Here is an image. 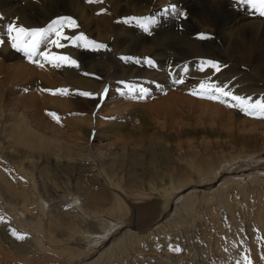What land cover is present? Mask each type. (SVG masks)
<instances>
[{
  "label": "rangeland",
  "instance_id": "rangeland-1",
  "mask_svg": "<svg viewBox=\"0 0 264 264\" xmlns=\"http://www.w3.org/2000/svg\"><path fill=\"white\" fill-rule=\"evenodd\" d=\"M45 3L47 8H56L54 1ZM82 3L91 15L89 27L70 13L39 19L37 11L45 13V7L29 6L40 28L71 17L77 26L66 25L62 33L87 37V41L63 39L62 47L45 41L39 51L52 63L42 58L30 61L11 47L4 31L8 48H0V84L9 74L18 79L11 94L0 96V261H4L0 264H51L53 260L67 264L66 256L51 241L82 253L84 236L113 225L107 253L102 250L101 258L79 257L72 264H264V177L252 183L230 181L244 178L246 167H239L248 165L246 156L251 161L264 160V118L230 106L233 101L221 102L223 97L206 98L209 83L225 85L234 94L253 100L264 98V77L245 80L243 74L249 70L226 57L207 59L218 62V72L203 65L211 70L209 76L204 71L192 76L194 70L185 63L176 72L168 54L171 59L161 68L168 83L160 81L150 87L132 76L135 71L160 70L150 56L127 58L126 52L114 56L109 44L114 33L107 40L94 33L103 28V21L133 28L138 24L132 19L136 17L111 16L112 5L106 0ZM157 13L147 18L157 20L161 16ZM181 13L187 21L188 12ZM257 15L255 19L264 21V16ZM128 19L131 22H125ZM12 23L19 26V18ZM178 31L183 32L180 27ZM98 44L105 47L97 48ZM59 56L70 57L76 65L57 60ZM108 56L114 60L103 80L97 76L96 64ZM20 65L36 69L42 78L24 74ZM118 65L124 70L123 78L114 74ZM237 71L243 72L240 77ZM180 72L185 73L183 78ZM66 75H73L75 83L81 79L82 87L71 85ZM94 78H98L95 84L103 83L102 88L84 90L90 87L83 82L93 84ZM202 82H207L205 90L199 88ZM140 88L147 89L143 98H137ZM29 93L37 98L34 105L25 99ZM153 107L168 108L169 113L155 116ZM20 113L27 118V132L14 120ZM18 135L23 140L17 142ZM228 163L230 169L220 170L214 180L198 183ZM117 203L121 211L115 210ZM148 205L155 206V214L142 225L139 219ZM37 239L43 241L44 249Z\"/></svg>",
  "mask_w": 264,
  "mask_h": 264
},
{
  "label": "bare ground",
  "instance_id": "bare-ground-1",
  "mask_svg": "<svg viewBox=\"0 0 264 264\" xmlns=\"http://www.w3.org/2000/svg\"><path fill=\"white\" fill-rule=\"evenodd\" d=\"M46 1L33 0L32 2L29 3L27 0H0V38L5 40L4 38L5 37L4 31L6 29L5 25L8 21L12 23V19L15 20L19 18V26H23L25 28H40L39 26L41 25V23L39 22L40 24H37L36 21L33 19L35 17V14L31 13L33 10L30 12L29 6H32L33 8L37 7V9L39 5L45 7L47 14L46 12L38 14L37 11V15H39V19L41 17L46 16L44 18H48L51 20L54 17L65 15V13H70L71 15L76 16L81 20H84L85 23L90 19L91 15L89 14V11L85 7V4L82 3V0H50V1H54L56 8L54 7L47 8L45 3ZM106 1L110 2L112 5L110 6V8L112 7L113 9L110 13L111 16L114 15L122 16V17L135 16L137 18L136 20H138L139 18H147L148 16H154L157 12H160L159 14L161 16L157 18V20H155V23L148 25L149 27L148 32L144 31L141 23H138L137 25L135 23V26H133V28L131 27L124 28L121 25L113 26L115 24H113V22L108 23V21L102 22L103 23L102 29L99 30L94 29V33L96 34V37L99 39L101 38L100 40L102 39L107 40L109 35L111 33H114V39H112L111 42L109 43L111 44V47L115 51V53L113 52L114 56L118 54L122 55L124 52H126V54H128L126 55L127 58H129L130 56L136 59H140L141 57L143 58L146 55V56H150L152 62L158 64L160 68L157 66L156 67L159 68L160 70L156 73H154V71L152 73L151 71L147 72L145 70L133 72L132 76H136L140 80H143L144 83H146L148 86L150 85V87L156 86L155 84L156 82L159 83L160 81H165V82L169 81L167 80L168 77L162 75L163 70H161V68L166 67V64L169 61V59H171L170 58L171 56L173 59L170 61V63H173L172 68H174L176 72L179 71L182 64L185 63L191 72L194 70V72L191 73L192 76H195V74L198 75L201 72V70L199 71V69L201 68V64H199L200 62L206 61L210 57H215L216 59L218 58V60L221 59L222 57H224L225 59L226 57L227 59L235 63V65L238 66L243 65L249 70L248 73L243 74L245 80L247 79L250 81L252 80L255 81L256 77L259 76L264 77V21L263 20L259 21L254 18V16L255 17L258 16L257 15L259 13L258 10L254 11L251 7L249 8L248 6L245 5H241L243 6V8L237 7L238 3L236 2V0H208V1L200 0L199 3H196L198 2V0H106ZM171 5H174L179 12L186 10L188 12L187 13L189 17L188 20L186 21L185 15L177 16L174 13L165 14L163 12V9L168 8ZM248 16H251V18H249ZM189 20H192L191 21L192 23H190ZM178 22L181 23L182 26L179 25ZM46 24L47 21L45 20V23L42 24V27H44ZM86 25L87 27H89L88 22L86 23ZM179 27L180 29L183 30V32L181 31L177 32ZM199 30L200 33L207 34L209 38L202 40L195 39L199 33L198 32ZM184 35H187L188 37ZM215 39L217 41H215ZM7 43L8 42L5 40V44L3 46H0V48L3 49L8 48ZM199 43L201 44L202 47L199 45ZM168 54H172V55L169 57ZM116 58L119 60V57ZM113 60L114 59H112L111 56H108L107 60L104 61L101 60L97 62L96 68L97 70H99L97 76L100 75L101 78L103 77L104 80L105 77L107 76V71H108L106 67L109 64H113L112 62ZM119 66L120 65L116 67L115 69L116 72L114 74L118 72L120 75H118L117 73L115 75L116 78L118 77L123 78L122 76L124 75L123 73L124 70L122 68L119 69L118 68ZM20 67H21L20 71L23 72L24 74L32 73L33 74L32 77L38 76L39 79L42 78L41 74L37 72L36 69H34V71H29L26 68H24V65H20ZM230 67H232V65ZM203 71L207 73L206 76H209L208 73L211 72V70H208L206 68H204ZM242 73L243 72L237 71L236 75L238 74L237 76L240 77ZM130 74H132V72ZM184 75L185 73L180 72L179 78L181 77L183 78ZM177 78L178 76L176 75L173 79L177 80ZM17 79L18 76L16 74L7 75L5 78V83L3 81V83L0 84V96L4 95V93L6 92L11 94L12 91L14 90L13 88L16 87L15 85L12 84ZM94 79L95 80L93 81L94 82L93 84H89L86 81L83 82V86L90 87V89L88 88L84 90L86 91L89 90L91 92H94L95 86L98 89L102 88L103 83L100 84L101 87H99L100 86L99 84H95V81H97L98 78H94ZM66 80H68V82L71 85H74L77 88L82 87L81 79H78L77 83H75L74 81L75 77L73 75H66ZM48 84L50 85V83ZM10 85H12L11 87H9L11 89L8 88V91H6L5 86H10ZM26 90L28 92V89ZM25 99L27 102H30L31 105H34L37 102V98L33 93H29L28 95H26ZM51 101L53 103L54 99H52ZM152 111L155 116H164L169 113L168 108L161 109L158 107H153ZM34 112L37 114L36 110H34ZM21 114L22 113L15 115L14 120L17 122L18 125H23V127L19 129L24 128L25 130L24 132H27L29 127L24 126V124H26L28 121L27 118L23 114L22 115ZM21 140H23V138L20 135H18L17 142ZM31 148L33 147L31 146ZM246 157L247 159L244 161L248 162L247 163L248 165H245L243 163L244 165L239 167V168L246 167V170L244 169L243 172L241 171L242 172L241 176H244V178H232V179L230 178V181L233 184L256 181L264 177L263 175L264 160L262 162H258V160L251 161L250 160L251 157H249V155ZM231 166L229 163L227 165L220 164V166H218L219 168H217L216 170L213 169L211 173L208 172L209 173L208 176L205 179H200V181L198 180L199 181L198 183L210 182L214 180L216 178V175L219 174L220 170L221 171L223 169L228 170L230 169ZM249 171H253V173L251 174L245 173ZM228 174H233V173H228ZM217 187L219 188V185H217ZM174 191L175 190H173L169 194V196H166L167 199L164 200L165 202L163 208H165L167 204V200L169 199L170 195L174 193ZM37 205L41 207L43 204L39 200ZM154 208H155L154 205H148L147 208H144L139 219L142 225L149 223V221H151L152 217L155 214L156 208L155 209ZM115 210L121 211V207L118 203L117 206L115 207ZM113 226H111L109 229L102 231L101 233H97V234L88 233L89 236H84L83 238L86 240V243L85 245H83L85 246V250L82 253L67 251L68 249L65 248L67 246L58 247L59 246L58 241L55 242L51 241L50 243H54L57 245V249L59 248L61 256L63 255L66 256L67 264H69L71 261L79 257L80 259H82L83 257L87 258L88 256L89 257L94 255L100 256L104 254V251L102 250H106V253L109 250L108 243L110 239H108V237L111 235V231H112L111 229L113 228ZM37 241L40 249H44V245L42 243L43 241L38 239ZM101 251L103 252L102 254ZM4 257L6 258V256ZM53 261L51 262V264H56V262ZM0 262H4V261H0ZM81 264H86V263L85 261H83Z\"/></svg>",
  "mask_w": 264,
  "mask_h": 264
},
{
  "label": "snow or ice",
  "instance_id": "snow-or-ice-1",
  "mask_svg": "<svg viewBox=\"0 0 264 264\" xmlns=\"http://www.w3.org/2000/svg\"><path fill=\"white\" fill-rule=\"evenodd\" d=\"M89 2L95 3H103L104 0H89ZM238 4L245 5L251 7L254 11L259 12V15L264 16V0H236ZM104 10H102L103 12ZM165 14L174 13L177 16H183V13L179 12L178 9L171 5L168 8L163 9ZM137 19V18H132ZM125 22H131L130 20H125ZM138 23H141L145 32L149 31L148 25L155 23V18H139L137 20ZM66 25L77 26L75 20L71 17H61L58 20L53 21L50 23L46 28H25L23 26H18L15 23H9L6 26V36L8 42H10L11 47L16 50L17 52L23 53L30 61L37 62L38 59H44L48 63H52L51 60H48L46 54L44 52H40V46L47 41L49 44L54 45L55 47H62L61 40L67 39L77 40V41H87V37H85L82 33L80 36L77 37H67L65 36L61 29ZM198 38L206 39L209 38L207 34L199 33ZM95 44V42H88ZM5 44V40L0 38V46ZM76 46H81L77 44ZM97 48H104L105 45L98 44L96 45ZM36 58V59H34ZM59 61H71L73 66L76 65L75 60H71L70 57L67 56H59L56 57ZM151 63V61H148ZM203 65H207L208 67L212 68L214 71L220 70V65L218 62L207 60L202 62V66L200 68L201 71L204 70ZM43 66V65H40ZM59 66V65H54ZM179 82V81H176ZM205 83L202 82L199 86L201 90H205ZM107 91V89L105 90ZM136 91V90H132ZM140 95L137 98H143V94L147 92V89L140 88L139 90ZM207 96L206 98L220 100L221 97L224 98L221 102L226 101H233L230 106L239 107L242 112L249 116H253L256 118H264V98L253 100L251 97H244L240 95H236L233 92L229 91L225 85L220 84H208L207 88ZM83 95H90L89 93H82ZM257 113L259 116L257 117ZM55 115V114H53ZM14 231V230H13ZM15 234V232H14ZM18 238H24L23 236H19ZM179 249H177L178 251ZM239 264V262H238Z\"/></svg>",
  "mask_w": 264,
  "mask_h": 264
}]
</instances>
